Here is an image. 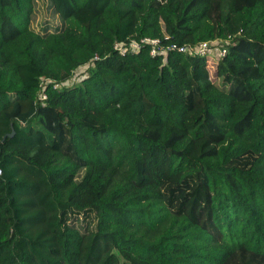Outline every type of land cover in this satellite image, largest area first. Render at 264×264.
<instances>
[{"label": "trees", "instance_id": "trees-1", "mask_svg": "<svg viewBox=\"0 0 264 264\" xmlns=\"http://www.w3.org/2000/svg\"><path fill=\"white\" fill-rule=\"evenodd\" d=\"M0 170V264H264V0H0Z\"/></svg>", "mask_w": 264, "mask_h": 264}, {"label": "built area", "instance_id": "built-area-1", "mask_svg": "<svg viewBox=\"0 0 264 264\" xmlns=\"http://www.w3.org/2000/svg\"><path fill=\"white\" fill-rule=\"evenodd\" d=\"M167 38V35H165ZM222 43L220 46L219 43ZM225 43L222 39H213L207 41H201L196 44L183 43H163L160 38H151V37H139L132 38L126 42L120 41L115 42L113 48L120 54L125 52L137 53L143 47H148L149 54L151 56H166L170 50H177L186 54H194L202 57H206L208 62L210 58L215 59L211 63L215 65L217 60L223 56L226 52V48L223 46ZM44 97V96H43ZM1 171V170H0Z\"/></svg>", "mask_w": 264, "mask_h": 264}, {"label": "rangeland", "instance_id": "rangeland-1", "mask_svg": "<svg viewBox=\"0 0 264 264\" xmlns=\"http://www.w3.org/2000/svg\"><path fill=\"white\" fill-rule=\"evenodd\" d=\"M222 43L220 42L218 45L220 46ZM212 60L214 61L215 59L210 58L209 62H212ZM209 66V70H210V74H211V78H214V65H212L211 63L208 65ZM86 74V68H79L76 70L75 74L72 76V78L70 80H68L66 84V86L69 85H74V84H78L80 79ZM88 74V73H87ZM87 244H91L92 243V237L87 241ZM103 247L106 246V242H102Z\"/></svg>", "mask_w": 264, "mask_h": 264}, {"label": "water", "instance_id": "water-1", "mask_svg": "<svg viewBox=\"0 0 264 264\" xmlns=\"http://www.w3.org/2000/svg\"><path fill=\"white\" fill-rule=\"evenodd\" d=\"M13 130H12V132L11 133H8V134H6L4 137H6V136H12L13 135Z\"/></svg>", "mask_w": 264, "mask_h": 264}]
</instances>
